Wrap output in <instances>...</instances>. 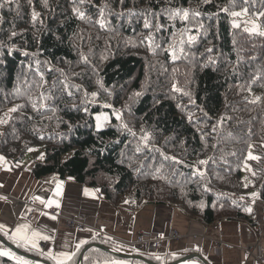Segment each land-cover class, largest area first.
<instances>
[{"label":"trees","instance_id":"obj_1","mask_svg":"<svg viewBox=\"0 0 264 264\" xmlns=\"http://www.w3.org/2000/svg\"><path fill=\"white\" fill-rule=\"evenodd\" d=\"M0 4V156L21 165L30 152L37 177L75 179L116 205L254 221L264 202V35L231 13H264V0ZM93 245L81 264L125 249L102 237Z\"/></svg>","mask_w":264,"mask_h":264},{"label":"crops","instance_id":"obj_2","mask_svg":"<svg viewBox=\"0 0 264 264\" xmlns=\"http://www.w3.org/2000/svg\"><path fill=\"white\" fill-rule=\"evenodd\" d=\"M33 161L16 165L0 159V225L4 226L0 235L5 239L0 238V251H10L14 255L9 257L16 261L19 257L29 264H57L47 258L48 253H73L77 244L85 241L67 262L81 264L82 255L84 259L95 239L102 237L125 249L119 252L120 257L99 264H150L123 254L160 260L157 264H171L188 255L195 257L181 264H205L203 260L209 264H264V202L259 199L252 222L227 218L207 224L175 206L149 202L139 207L116 205L98 188L75 179L55 174L39 178L33 173ZM51 209L56 214H51ZM70 219L80 225H71ZM17 229L29 235L38 233L37 247L22 242L18 247L10 238ZM175 232L179 236L173 237ZM44 236L49 239L40 238ZM141 238L150 242L140 245ZM106 247L113 251L111 245Z\"/></svg>","mask_w":264,"mask_h":264},{"label":"snow or ice","instance_id":"obj_3","mask_svg":"<svg viewBox=\"0 0 264 264\" xmlns=\"http://www.w3.org/2000/svg\"><path fill=\"white\" fill-rule=\"evenodd\" d=\"M6 3H10L11 0H5ZM121 2H123V0H121ZM0 7H3V4H0ZM78 11V10H77ZM222 11H227V9H222ZM245 12L247 11L246 9L244 10ZM81 17L84 16V13H79ZM232 16H239L240 13L238 12H232L231 13ZM261 16H264V13H260ZM38 16V13H35L33 12V19H35L36 17ZM183 16L185 19H187L188 17V12L187 11H184L183 12ZM146 27H148L149 25L146 23L145 24ZM236 27H239V25H235ZM257 28L258 26L257 25H253V27L251 29H245V31H251V32H256L257 31ZM261 35H264V32H261L260 33ZM12 35H16V33H13ZM209 51H211V49H209ZM27 54V53H25ZM179 90V89H177ZM93 96H96L97 93H93L92 94ZM259 99V98H257ZM108 107H111V105H107ZM11 111H17L16 108H13L11 109ZM120 116L119 114H117V119H119ZM97 120H99V117H97ZM0 122H3V121H0ZM99 127V125H97ZM145 139H147V137H145ZM43 158V157H41ZM250 158L251 159H259L258 157L256 156H251L250 154ZM0 159H3V157H0ZM175 159V158H173ZM201 164H205L206 161H200ZM254 196L256 195L255 193L253 194ZM43 203V201H41ZM49 203V206H51V203L52 202H48ZM58 206V205H57ZM4 226L3 225H0V229H2ZM5 235H8L7 232H5ZM39 236L38 233H32L31 235H29L28 233L26 232H23L22 229H17L16 230V234L14 236H11L10 238L13 239L14 241H17V246L20 247L21 246V242L27 246V245H31V247L35 248L37 247L36 245V241H35V237ZM42 239H49V237L47 236H44V237H40ZM86 243L85 241H81L79 244H77L76 246V252H73V253H60L59 256H53L52 253H48L47 254V258L49 259H53V260H56L57 261V264H67V262L71 261L73 259V257L76 255L77 252H79L80 250V247L82 244ZM0 255H4V256H9V255H14L13 253H11L10 251L8 250H4V251H0ZM16 259L19 261V264H29L28 261L26 260H23L22 258H19V257H16ZM114 264H116V262H114Z\"/></svg>","mask_w":264,"mask_h":264},{"label":"rangeland","instance_id":"obj_4","mask_svg":"<svg viewBox=\"0 0 264 264\" xmlns=\"http://www.w3.org/2000/svg\"><path fill=\"white\" fill-rule=\"evenodd\" d=\"M246 8H241L236 10L235 12L240 13L239 16H232L233 18V23L234 24H238L244 27V29H251L253 27V25H257V31L256 32H264V23L261 21L260 19V14L258 12L256 13H250L248 12V10L245 12ZM251 32V31H250ZM109 116L108 112L103 113L101 115H99V120H97L96 122V126L99 125V127L97 126V128H100L103 126L104 121L107 119V117ZM32 160H34V156L32 153H27V155L24 158V162L25 163H30ZM251 167L249 164H245L244 168H243V172H244V178L246 180H248V172L250 171ZM258 200V199H257Z\"/></svg>","mask_w":264,"mask_h":264},{"label":"water","instance_id":"obj_5","mask_svg":"<svg viewBox=\"0 0 264 264\" xmlns=\"http://www.w3.org/2000/svg\"><path fill=\"white\" fill-rule=\"evenodd\" d=\"M0 238L3 239V237H2L1 235H0ZM3 240H5V239H3ZM5 242L7 243V245H8L9 247H11L12 249H14L15 251L20 252V253H22V254H25V253H23L22 251H20L19 249L15 248L11 243H8L7 241H5ZM98 246L101 247V248H103V249H107V250H109V248L106 247V246H103V245H98ZM84 252H85V251H84ZM84 252H83V254H84ZM25 255H26V254H25ZM119 255H121V254H119ZM123 256L129 257V258H140V259H143V260L149 262L150 264H157L156 262H153V261H151L149 258H147V257H145V256H142V255L132 256V255L123 254ZM194 257H195V255H188V256L183 257V258H181V259H179V260H177V261H175V262H173V263H171V264H181V263H184V262H187V261L193 259ZM199 257H200V256H199ZM200 258L202 259V257H200ZM202 260H203V259H202ZM82 261H83V255H82V257L80 258V262H81V263H82ZM203 262H204L205 264H209V263H207V261H205V260H203Z\"/></svg>","mask_w":264,"mask_h":264},{"label":"built area","instance_id":"obj_6","mask_svg":"<svg viewBox=\"0 0 264 264\" xmlns=\"http://www.w3.org/2000/svg\"><path fill=\"white\" fill-rule=\"evenodd\" d=\"M2 194V190H1V185H0V195ZM50 213L51 214H56V210H54V209H51L50 210ZM69 223L71 224V225H80V223L76 220V219H70V221H69ZM177 236H179V234L177 233V232H175V233H173V237H177ZM148 239H143V238H141L140 240H139V244L141 245H143V244H146L147 242H150V240H148ZM155 245H158V242L156 241L155 242Z\"/></svg>","mask_w":264,"mask_h":264}]
</instances>
